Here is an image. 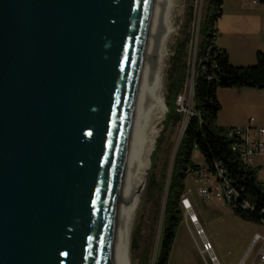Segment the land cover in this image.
Returning a JSON list of instances; mask_svg holds the SVG:
<instances>
[{
    "label": "water",
    "instance_id": "95a60500",
    "mask_svg": "<svg viewBox=\"0 0 264 264\" xmlns=\"http://www.w3.org/2000/svg\"><path fill=\"white\" fill-rule=\"evenodd\" d=\"M162 0H0V264H122Z\"/></svg>",
    "mask_w": 264,
    "mask_h": 264
},
{
    "label": "rangeland",
    "instance_id": "374dc122",
    "mask_svg": "<svg viewBox=\"0 0 264 264\" xmlns=\"http://www.w3.org/2000/svg\"><path fill=\"white\" fill-rule=\"evenodd\" d=\"M253 1H257L259 5L250 4L247 7L244 4ZM172 2H174V10L170 16V29L173 32L167 35V56L161 74L165 111L157 127L159 131L154 147L146 157L145 162L148 168L157 144L159 147L149 170L147 168V175L136 188L139 191V199L134 224L123 254L125 264H154L161 239L164 204L172 165L194 106L193 85L196 56L201 43V27L208 14V3L207 0H172ZM165 5L161 4L162 11L166 8ZM259 8L264 9L261 0H223V16L216 26L218 27L220 23V27L226 29L230 25L231 17L235 16L234 18L238 19V17L253 16L258 13ZM159 34H163L162 30H157L156 35ZM262 39L264 38L261 37V42ZM216 40L222 48L225 50L228 48L233 56L240 57V52L254 42H258V37L246 30L240 22L230 33L219 31ZM182 41H188L186 53L189 68L188 80L177 101V109L183 115V121L176 125L173 122L165 125V116L168 113L166 99L170 59ZM152 58L154 59V56ZM255 62L245 66H252ZM244 91L260 94L244 97ZM217 98L221 105L216 120L218 126L224 128L264 127V89L219 88ZM193 161L203 167V160L196 152L193 155ZM254 166H261L260 177L264 181L263 155L255 156ZM185 185L181 201L184 219L177 230L168 264H258L256 253L260 248H264V244L261 240L252 247V240L256 233L264 238V224L245 221L235 216L229 207L223 206L215 198L203 197L200 193L202 187L210 192L216 190V179L210 174L191 173L187 176ZM162 189H165V192ZM191 213L195 216V221ZM206 244L211 245V250L205 249Z\"/></svg>",
    "mask_w": 264,
    "mask_h": 264
},
{
    "label": "trees",
    "instance_id": "16d2710c",
    "mask_svg": "<svg viewBox=\"0 0 264 264\" xmlns=\"http://www.w3.org/2000/svg\"><path fill=\"white\" fill-rule=\"evenodd\" d=\"M207 3L208 14L201 27V43L196 56L194 106L172 165L164 204L161 239L154 264L169 262L177 230L184 219L181 201L185 181L191 173L205 169L210 175L217 177L221 171L222 176L238 193V197L230 205L232 213L245 221L264 224V182L258 179L261 168L245 165L240 154L233 150L235 143H244L237 137L229 136L234 128H224L216 124L217 115L221 110L217 98L219 88L264 89V53H257L256 63L252 66L232 65L227 51L216 45V23L223 13V0H207ZM187 46L188 41L179 43L170 59L166 99L168 113L165 116V125L169 122L176 125L183 121V115L177 109V101L189 76ZM160 140L161 137L159 142ZM158 147L159 144L152 153V159ZM195 152L202 158L203 167L193 161ZM244 201H247L252 209H242L241 203Z\"/></svg>",
    "mask_w": 264,
    "mask_h": 264
},
{
    "label": "bare ground",
    "instance_id": "6f19581e",
    "mask_svg": "<svg viewBox=\"0 0 264 264\" xmlns=\"http://www.w3.org/2000/svg\"><path fill=\"white\" fill-rule=\"evenodd\" d=\"M161 4H166V8L164 9V11L160 10L157 30H162L163 34H159L158 36L156 35L153 51L154 59L152 58L154 60V66L151 63L134 165V170L145 172L148 168L145 162L146 157L154 147L155 139L159 131L157 127L165 111L161 88V74L163 63L167 56V35H171L173 32L170 29V16L174 10V2H172V0H162ZM142 179L137 180L132 189L136 190ZM138 199L139 197L137 198V202ZM187 203L189 202L187 201ZM191 216L195 221V216L192 213ZM123 260L124 256L122 258V264H125Z\"/></svg>",
    "mask_w": 264,
    "mask_h": 264
},
{
    "label": "built area",
    "instance_id": "2783aa9c",
    "mask_svg": "<svg viewBox=\"0 0 264 264\" xmlns=\"http://www.w3.org/2000/svg\"><path fill=\"white\" fill-rule=\"evenodd\" d=\"M252 5H257L258 2L253 1L251 3ZM253 128L247 127V128H234L230 133L229 136L237 137L238 139L244 141V143H235L233 146V150L237 151L240 154L242 162L249 166L253 167L255 164V156L257 155H263L264 156V128H257L255 129L254 135L251 134ZM261 173V171H260ZM260 173L258 175V179L261 182H264L261 177ZM197 175H208L209 173L202 169ZM216 179V190L215 192H210L205 187H202L200 189L201 195L207 199L215 198L219 202L222 203L223 206L229 207L232 205V203L236 200L238 197L237 191L233 188V186L229 183V181L222 176V172L220 171L218 173V176L215 177ZM204 185L206 183L204 182ZM189 204V203H187ZM242 209H252L251 205L244 201L241 203ZM263 241L264 244V238L261 234H255L254 238L252 240V247L256 246L258 242ZM206 250H211V245L206 244L205 247ZM258 259V260H257ZM257 261L258 264H264V248H260L257 253Z\"/></svg>",
    "mask_w": 264,
    "mask_h": 264
},
{
    "label": "crops",
    "instance_id": "0c3cea01",
    "mask_svg": "<svg viewBox=\"0 0 264 264\" xmlns=\"http://www.w3.org/2000/svg\"><path fill=\"white\" fill-rule=\"evenodd\" d=\"M261 3L264 4V1L261 0ZM244 4L247 7H249V5L251 3L245 2ZM257 5H259V3ZM239 9L243 10L241 8H239ZM257 10H258L257 14H255L253 16L252 15L251 16H247L246 18L238 17V19H237V18H234L235 16L231 17L230 25L228 27H226V29H225V27H223V29H222V27H220V23H219L218 27L216 26L217 27V35H219V31L220 32H224L225 31V32L230 33L232 30H235L237 25L241 22V23H243L244 28L246 30L254 33L258 37V42H254L253 44H251V46H249L248 48L242 50L240 52V55H239L240 57L233 56V54L230 52V50L228 48L226 49V51L228 53V56H229V61L234 66L251 65V64H253L256 61V56H257L258 52L264 53V40L262 39V42H261V37L264 38V9L263 8H259ZM244 12H246V11L244 10ZM222 16H221V18H222ZM240 18L242 20H240ZM218 22H219V20H218ZM218 22H217V24H218ZM216 45L220 49H224L217 42H216ZM256 94H260V93H253V91H244V93H243L244 97L245 96H256ZM249 127L253 128L251 134L254 135L255 129H257V128H255L253 126H249ZM262 128H264V127H262ZM253 167H257V166H253ZM260 168H261V166H260ZM256 234H258V233H256ZM256 255H257V253H256Z\"/></svg>",
    "mask_w": 264,
    "mask_h": 264
}]
</instances>
